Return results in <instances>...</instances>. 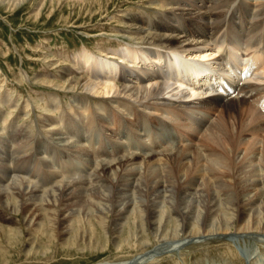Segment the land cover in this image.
<instances>
[{"label": "bare ground", "instance_id": "bare-ground-1", "mask_svg": "<svg viewBox=\"0 0 264 264\" xmlns=\"http://www.w3.org/2000/svg\"><path fill=\"white\" fill-rule=\"evenodd\" d=\"M146 1L154 15H123L113 35L125 39L104 59L86 48L72 54L51 84L72 97L65 105L41 108L38 100L30 116L26 100L27 123L14 125L19 101L11 107L3 89L1 220L17 215L23 229L43 228L53 239L72 232L75 245L95 246L100 232L121 250L145 248L151 237L264 233V184L252 167L264 161V0ZM174 193L176 204L167 199ZM257 253L249 249L247 264H259ZM152 254L93 264H157Z\"/></svg>", "mask_w": 264, "mask_h": 264}, {"label": "rangeland", "instance_id": "rangeland-1", "mask_svg": "<svg viewBox=\"0 0 264 264\" xmlns=\"http://www.w3.org/2000/svg\"><path fill=\"white\" fill-rule=\"evenodd\" d=\"M147 4L149 3L146 0H25L11 6L0 4V94L7 91L12 95L11 107L19 101V104L17 103L19 109L17 108L12 116L13 124L27 123L28 118L24 115L25 107L23 106L26 100L30 106L27 109H31L30 116H33L32 111L37 108L38 104L35 102L38 100L43 101L41 108L46 101L49 102L47 105L50 107L54 106L51 103L55 101L56 103L63 101L65 105L72 97L64 91L56 92L58 91L55 89L56 86L51 84L58 82L60 79L54 78L61 77L64 70L69 68L72 54L86 48L94 54L103 56L104 59V54L109 53L113 42L125 39L113 35L114 32L122 29L121 25L125 21L123 15L138 14L143 19L154 15L147 11V8H142ZM102 35L106 37L101 38ZM40 53H47L46 59L52 57L61 59L60 65L48 66L39 59V57H45ZM110 59L121 60L120 58ZM127 69L131 70V65ZM44 79L54 81L43 82ZM8 95L3 94V97L8 98ZM0 112L1 116L4 115V111ZM216 115L217 112L214 116ZM224 118L229 122L228 131L231 129L232 132V116L224 114ZM1 121L2 118H0V124ZM48 128V126L43 128L44 130L41 128L42 133H45ZM35 132V139L42 136ZM232 138L234 139L233 135ZM235 140L239 142L240 137ZM263 145L257 144L260 149H263L262 154L264 153ZM243 150L244 148L238 160ZM252 167L254 176L260 178L264 184V161H259ZM245 174L248 175V173H242L246 178ZM242 175L238 174L239 177L236 176L237 180H235L244 182L245 178ZM235 180L232 183L236 187L234 192H237ZM127 194L139 200L136 192L128 193L127 191ZM169 197L171 202L176 204V194L167 197L170 201ZM142 198L148 197L142 195ZM0 224L8 229L14 225L15 229L0 231V264H93L99 261L131 263L133 259L152 253L158 256H154L150 261L155 260L157 264H247L245 254L249 253V249L254 248L258 252L256 259L259 260V264L264 261V233L260 232L238 234L236 231H229L225 237L220 238L221 240L214 236L205 239L203 234L195 237L186 236V239L185 235H179L161 241L152 240L151 237L145 248L133 246L130 241L132 245L127 246L124 243L121 250L114 244L116 238L106 239L100 232L96 233L98 243L95 246H87L82 242L80 245L70 243L68 240L71 239L72 232L53 239L48 237L47 231L43 228L37 230L35 227L31 231L23 229L17 215L14 216V221L0 219ZM29 232L31 233L28 234ZM126 234H128V227L124 225L118 241H121Z\"/></svg>", "mask_w": 264, "mask_h": 264}]
</instances>
